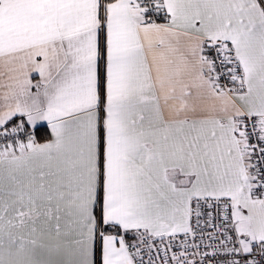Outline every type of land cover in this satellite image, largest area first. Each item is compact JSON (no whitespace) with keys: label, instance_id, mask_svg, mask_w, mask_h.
Listing matches in <instances>:
<instances>
[{"label":"snow or ice","instance_id":"6c2138e0","mask_svg":"<svg viewBox=\"0 0 264 264\" xmlns=\"http://www.w3.org/2000/svg\"><path fill=\"white\" fill-rule=\"evenodd\" d=\"M0 264H264V0H0Z\"/></svg>","mask_w":264,"mask_h":264}]
</instances>
